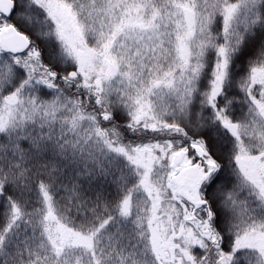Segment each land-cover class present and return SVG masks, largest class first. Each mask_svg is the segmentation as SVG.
<instances>
[{"label":"snow or ice","instance_id":"1","mask_svg":"<svg viewBox=\"0 0 264 264\" xmlns=\"http://www.w3.org/2000/svg\"><path fill=\"white\" fill-rule=\"evenodd\" d=\"M0 264H264V0H0Z\"/></svg>","mask_w":264,"mask_h":264}]
</instances>
